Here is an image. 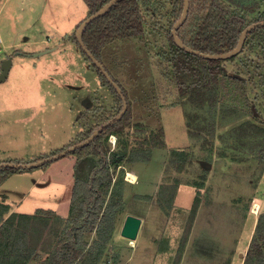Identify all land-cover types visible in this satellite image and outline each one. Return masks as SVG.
I'll list each match as a JSON object with an SVG mask.
<instances>
[{"label": "rangeland", "instance_id": "rangeland-1", "mask_svg": "<svg viewBox=\"0 0 264 264\" xmlns=\"http://www.w3.org/2000/svg\"><path fill=\"white\" fill-rule=\"evenodd\" d=\"M15 2L8 8L17 16ZM261 8L264 10V2ZM171 9V1L166 0L162 15L147 16L145 37L119 40L103 53L105 63L128 91L132 117L122 132L105 141L113 152H121L110 165L114 180L107 200L123 201L116 214V229L97 264H229L238 252H243L264 212L263 160L240 153L222 140L215 141L209 154L190 136L182 106L167 107L179 93L164 75L168 62L162 56L163 49L168 48ZM9 11L3 13L0 22V65L4 57L14 55L9 76L0 82V163L11 162L10 154H22L24 159H16L19 163H31L35 156L51 157L79 143L98 120L117 114L119 101L72 35L80 18L89 12L84 0L61 2L54 11L47 10V17L28 18L31 24H19L17 17H10L12 28L4 25ZM37 14H42L41 10ZM70 29L73 32L63 39L54 34ZM13 36L19 45L12 43L14 46L4 49ZM251 46L252 43L236 59L227 58L223 66L229 74L246 78L248 96L259 111L250 118L263 124L264 85L260 79L264 76V57ZM160 129L164 131L165 147L159 146L161 139L153 140ZM173 149L188 154L182 170L181 155L172 157ZM130 155L133 161L128 160ZM76 161L77 155L69 152L35 167L42 168L40 171L23 168L14 173L25 174L11 177L14 173H0V186L9 177L5 186L15 192L27 190L29 179L48 183L41 190L48 196L43 195L37 203L54 208L52 211L58 215H42L43 222L37 225L42 240L35 249L36 256L27 264H41L67 228ZM130 173L136 175L134 180ZM7 194L0 190L2 203H20V196ZM32 198L35 192L18 205L19 210L30 214ZM256 203L259 207L255 206V214ZM9 208L8 212L15 214L12 206ZM129 214L143 220L133 240L135 245L121 235ZM26 223L21 221L19 225ZM94 239L95 233L90 240Z\"/></svg>", "mask_w": 264, "mask_h": 264}, {"label": "trees", "instance_id": "trees-1", "mask_svg": "<svg viewBox=\"0 0 264 264\" xmlns=\"http://www.w3.org/2000/svg\"><path fill=\"white\" fill-rule=\"evenodd\" d=\"M84 1L89 12L78 23L72 35L84 55L92 62L101 80L119 101V108L117 114L98 120L79 142L90 137L97 127L117 116L123 109L124 98L128 101V108L120 120L106 127L92 142L73 151L77 155V161L67 228L52 250L48 249L49 255L41 264H91L90 261L97 264L116 229V214L123 200H107V195L114 180L110 165L121 152H113L105 141L112 134L122 132L131 123L132 108L131 104L129 106L127 89L108 67L107 62L105 63L103 53L109 45L119 40L145 37L147 16L150 14L154 18L162 15V10L166 7V0H119L85 27L83 40L86 46L119 84L122 89V93H119L76 37L80 24L110 0ZM170 1L172 9L169 17L170 28L167 31L168 48L163 49L162 56L168 62L164 75L175 84L179 93L177 100L167 107L182 106L190 136L200 142L201 147L209 154L214 149L215 141L222 140L226 146H231L240 153L247 152L264 162V119L261 118L263 124H260L250 118L256 117L259 111L248 96L246 78L229 74L223 66L226 59L204 58L188 52L175 42L173 27L182 16L184 0ZM262 2L264 0H190L188 17L178 28V34L186 45L195 50L209 54L229 52L237 46L240 35L247 26L264 21ZM160 32L161 30L158 34ZM251 43L252 50L258 49L264 57V25L248 34L240 53ZM240 53L228 59L234 60ZM260 80V84L264 85V76ZM220 129L226 130L219 132ZM163 134V129H160L153 137V140L161 139L158 142L161 147L166 146ZM221 153L226 155L225 152ZM175 155H181L179 170L184 169L188 159L187 152L173 149L171 156ZM131 157L133 155L128 157L129 161H133ZM41 158L35 157L32 161ZM22 169L3 167L0 173H14ZM44 213L49 217L58 216L52 210L40 209L34 214H12L0 223V264H27L36 256L35 249L42 240V232L37 225L39 221L43 222ZM21 221L27 223L20 226ZM94 233L97 239L92 242L90 238ZM33 236L35 240L32 242ZM244 264H264V212L258 217Z\"/></svg>", "mask_w": 264, "mask_h": 264}, {"label": "water", "instance_id": "water-1", "mask_svg": "<svg viewBox=\"0 0 264 264\" xmlns=\"http://www.w3.org/2000/svg\"><path fill=\"white\" fill-rule=\"evenodd\" d=\"M119 0H110L107 4H105L100 10H98L96 13L90 15L89 17H87L81 24L80 26L77 28L76 31V37L80 43V45L82 46V48L87 52L88 56L93 60V62L103 71V73L107 76V78L113 83V85L116 87V89L118 90L119 93H122V89L119 86V84L117 82H115L112 78V76L110 75V73L104 68L103 64L92 54V52L88 49V47L86 46L84 40H83V31L85 29V27L92 22L93 20H95L96 18H98L99 16L103 15L104 13H106L114 4H116ZM189 9H190V0H184V9H183V13L182 16L177 20V22L174 24L173 27V35H174V39L175 42L181 47L186 49L188 52L193 53V54H197L200 55L204 58H209V59H227L230 58L238 53L241 52L245 40L248 36V34L255 28H257L258 26H263L264 25V21H260V22H255L253 24H250L249 26H247L241 33L239 41L237 46L229 51V52H225V53H215V54H209V53H204L201 52L199 50H195L192 47H189L188 45H186L180 38L179 34H178V28L185 22V20L188 17V13H189ZM44 53V52H43ZM42 54V52L40 53V55ZM27 55V54H24ZM12 63H13V56H10L6 59H4L2 61V65H1V72H0V82H3L6 80V78L9 75L10 69L12 67ZM128 108V103L126 101V99H123V109L121 110V112L111 118L110 120H108L107 122H105L104 124H102L101 126L97 127L93 133L91 134L90 137H88L87 139L74 144L73 146H71L70 148L65 149L64 151L60 152L59 154H56L54 156L51 157H47L35 162H31V163H17V162H2L0 163V169L3 167H18V168H35V167H39L47 162H50L54 159H58L59 157L69 153V152H73L74 150L81 148L87 144H89L90 142H92L98 135L99 133H101L106 127H108L109 125L115 123L116 121L120 120L124 114L126 113ZM142 218L136 215H132L129 214L127 215L125 222L123 224L122 230H121V235L128 238L129 240H136L142 225Z\"/></svg>", "mask_w": 264, "mask_h": 264}, {"label": "crops", "instance_id": "crops-1", "mask_svg": "<svg viewBox=\"0 0 264 264\" xmlns=\"http://www.w3.org/2000/svg\"><path fill=\"white\" fill-rule=\"evenodd\" d=\"M14 1H16V2H15V5H14L13 8L16 7V10L19 13L17 16H14L13 15V13L15 14L16 11H11V10L9 11V8H8L9 7L8 5H12L11 2L14 3ZM64 1H66L68 3V0H0V22H1V19H2V16H3V13L5 11H7V12L9 11V17H7V16L5 17V18H7V20H4L5 21L4 22V25H7V26L10 25V28H12L10 17L12 19L15 18V17H17L18 18V21H19V24H31L33 21L30 22V20L28 18H33L34 16H39V17H37L38 19L40 17L42 18L43 16H46L47 17L48 14H50V13L47 12V10H49L51 12L54 11L55 9H57L60 6V3L61 2H64ZM72 1H75V0H72ZM24 5L26 7L25 9L23 8ZM38 10H41V13L42 14H37L38 13ZM20 11H22V13H20ZM8 18H9V21H8ZM83 18L84 17L80 18V20L78 22H80ZM34 20H35V17H34ZM77 25H76V27H77ZM33 31H37L38 32V29H34ZM45 31L46 30L41 31V33L45 32ZM72 32H73V30L70 29V31H67V32H64V30H63L60 33L58 32V33H54V34H57V38L63 39L64 37H66L67 35L71 34ZM48 36L50 38H52V39L54 37V35H51V34L48 35ZM50 38H48V40ZM36 39H38V37ZM46 40H47V38L44 39V41H46ZM0 42H2V39L1 38H0ZM29 42H31V41H29ZM35 42H37V41H35ZM12 43L15 46H17V45H19L20 41H18L15 36L11 37V39L9 38L6 41V43L4 45V49L7 50V49L11 48L12 46H14V45H12ZM19 55H21V54H19ZM26 56H28V55H26ZM5 58H7V56L4 57L2 59V61ZM13 61H14V55H13ZM12 67H13V63H12ZM0 72H1V65H0ZM9 74H10V72H9ZM6 156H9V154H6ZM10 156L11 157H8V160H10V158H11V160L12 159H15V160L16 159H18V160L24 159L22 154H10ZM35 169H36V171H38V170L40 171L42 168H39V169L38 168H35ZM20 174H25V172L11 174L10 177L13 176V175H20ZM8 179H9V177L2 183V185L0 186V190L1 191L2 190L3 191H6L8 193L7 195L20 196V199H19V202L20 203H12L11 204L12 211H16L15 213H24V212H22V211L19 210L20 208L18 207V205L19 204H22V202L26 198V196L27 195H30L32 192H33V194L35 192V198H32V203L34 204V206H33V211L30 214H34L37 210H40V209L41 210H44L43 208H45V207H41L37 202L43 200L44 196H48V194L46 195V193L45 194L44 193H41V192H43L41 190L43 188L47 187L48 183H46V184H39V181H41V180L35 179L34 181L31 182V179H29V184H31V185H30V187L27 190L20 191V192H18V191L15 192L13 190H10V189L6 188L5 185H6L7 181H9ZM39 197H42V198L39 199ZM5 200H7V198H5ZM5 200H3V202H5ZM11 202H14V200H12ZM0 204H1L0 205L1 206L0 209L2 210V211H0V223H2L3 221H5L11 215L8 212V210L10 209L9 207H11V206H9L10 204H7L6 205V204L2 203L1 200H0ZM45 209H47V210H50V209L53 210L54 208L49 207V208H45ZM61 215L63 216V214H61ZM66 216H63V217H66ZM252 236H253V234L252 235H249V237H248V239L246 241V244L244 245V248L245 249L243 250V252H238V257L234 256V258H232V260L229 262V264H244V259H245V256H246V253H247L249 244L251 242Z\"/></svg>", "mask_w": 264, "mask_h": 264}, {"label": "bare ground", "instance_id": "bare-ground-1", "mask_svg": "<svg viewBox=\"0 0 264 264\" xmlns=\"http://www.w3.org/2000/svg\"><path fill=\"white\" fill-rule=\"evenodd\" d=\"M129 175L133 178V180L136 178V175H135V174L130 173ZM255 206L259 207V204L256 203V204L254 205V208H255ZM256 209H258V208H255V209L253 210V212H254L255 214L257 213V210H256ZM130 241H131V244L135 245V242H134L133 240H130Z\"/></svg>", "mask_w": 264, "mask_h": 264}, {"label": "built area", "instance_id": "built-area-1", "mask_svg": "<svg viewBox=\"0 0 264 264\" xmlns=\"http://www.w3.org/2000/svg\"><path fill=\"white\" fill-rule=\"evenodd\" d=\"M110 137H111V136H110ZM109 139H110V138H109ZM114 143H115V142H114ZM126 179H127L129 182H131V180L128 179V176L126 177ZM131 183H132V182H131ZM254 205H255V204H254ZM254 209H255V208H254ZM254 209H253V210H254Z\"/></svg>", "mask_w": 264, "mask_h": 264}]
</instances>
